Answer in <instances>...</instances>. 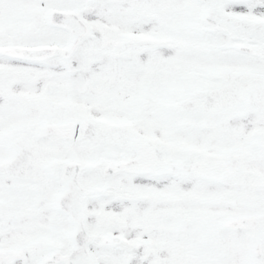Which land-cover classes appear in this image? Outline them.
<instances>
[{
	"label": "snow or ice",
	"instance_id": "6c2138e0",
	"mask_svg": "<svg viewBox=\"0 0 264 264\" xmlns=\"http://www.w3.org/2000/svg\"><path fill=\"white\" fill-rule=\"evenodd\" d=\"M0 264H264V0H0Z\"/></svg>",
	"mask_w": 264,
	"mask_h": 264
}]
</instances>
